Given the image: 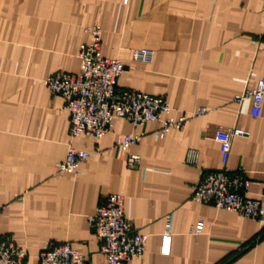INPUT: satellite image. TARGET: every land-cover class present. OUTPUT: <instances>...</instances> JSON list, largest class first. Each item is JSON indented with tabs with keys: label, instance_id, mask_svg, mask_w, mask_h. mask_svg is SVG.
Here are the masks:
<instances>
[{
	"label": "crops",
	"instance_id": "crops-1",
	"mask_svg": "<svg viewBox=\"0 0 264 264\" xmlns=\"http://www.w3.org/2000/svg\"><path fill=\"white\" fill-rule=\"evenodd\" d=\"M95 26L102 55L125 66L117 88L164 98L163 119L185 116L182 128L158 137L162 122L134 129L115 118L101 140L71 138L64 99L45 81L80 73ZM261 42L263 0H0V236L27 264L49 242L108 264L89 218L120 195L127 221L148 236L143 256L124 264H264V225L191 200L203 172L222 167L216 132L238 129L249 135L233 140L227 168L247 172L248 197L264 206V107L253 118L252 100L235 102L264 78ZM143 50L151 57L136 59ZM132 134L142 139L127 150L140 158L129 167L117 142ZM70 147L90 158L59 174Z\"/></svg>",
	"mask_w": 264,
	"mask_h": 264
},
{
	"label": "built area",
	"instance_id": "built-area-1",
	"mask_svg": "<svg viewBox=\"0 0 264 264\" xmlns=\"http://www.w3.org/2000/svg\"><path fill=\"white\" fill-rule=\"evenodd\" d=\"M264 9V0H263ZM91 41L83 44L79 57L82 68L79 74L59 73L49 77L45 84L53 95L64 99V110L70 116V136H81L101 140L113 130L115 118L124 119L134 129L148 123L162 122L163 127L157 133L164 137L173 129L184 126L187 117L178 120L163 119L171 112L167 101L161 97L150 96L132 90H119L118 79L125 73V66L117 59L103 57L101 51L102 31L99 26L90 30ZM264 51V42L259 44ZM149 51H136L135 58L148 60ZM252 100L251 115L261 116L264 107V78L256 89L235 98L242 104L246 99ZM199 110L197 115L203 114ZM248 133L233 129L218 131L215 140L223 149L222 167L219 170L203 172L195 185L191 200L200 204L212 205L218 209L251 218L264 225V206L259 201L248 197L251 182L245 170L230 171L227 168L233 140L236 137H248ZM141 134H132L120 138L117 146L126 153L129 167L139 163L137 155L128 154L129 147L137 145ZM190 157V156H189ZM90 158L86 151L70 147L64 162L59 166V174L77 172L80 165ZM190 159V158H189ZM197 156L191 155L190 164L196 162ZM91 229L100 243V252L108 264H124L140 259L145 251L148 236L139 233L127 221L124 211V198L110 195L100 203L95 215L89 218ZM204 224L199 222L193 228V234H201ZM170 235L163 237V249L169 246ZM27 254L13 242L0 236V264H27ZM38 264H88L70 243H53L45 245Z\"/></svg>",
	"mask_w": 264,
	"mask_h": 264
},
{
	"label": "rangeland",
	"instance_id": "rangeland-1",
	"mask_svg": "<svg viewBox=\"0 0 264 264\" xmlns=\"http://www.w3.org/2000/svg\"><path fill=\"white\" fill-rule=\"evenodd\" d=\"M104 57V56H103Z\"/></svg>",
	"mask_w": 264,
	"mask_h": 264
}]
</instances>
